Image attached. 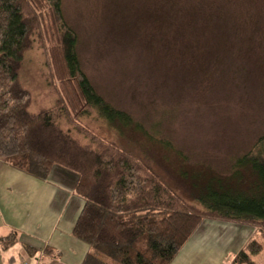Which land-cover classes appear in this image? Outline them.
<instances>
[{
    "label": "trees",
    "instance_id": "obj_1",
    "mask_svg": "<svg viewBox=\"0 0 264 264\" xmlns=\"http://www.w3.org/2000/svg\"><path fill=\"white\" fill-rule=\"evenodd\" d=\"M167 1L170 13L176 4ZM203 1L194 14L205 8ZM159 12L148 17L156 29L168 24ZM77 42L62 0H0V160L40 176L53 166L74 173L73 192L83 205L72 234L92 249L81 264H170L205 218L254 226L255 234L227 264H259L254 257L264 248V133L227 176L182 168L180 175L195 189L190 203L150 160L92 129L93 121L141 126L97 93L81 68ZM34 45L42 50L55 96L37 111L20 79ZM7 238L5 245L13 241Z\"/></svg>",
    "mask_w": 264,
    "mask_h": 264
},
{
    "label": "rangeland",
    "instance_id": "obj_2",
    "mask_svg": "<svg viewBox=\"0 0 264 264\" xmlns=\"http://www.w3.org/2000/svg\"><path fill=\"white\" fill-rule=\"evenodd\" d=\"M199 1L174 0L169 13L167 0H62L82 70L141 126L92 129L150 160L190 203L182 168L227 176L264 133V0H206L194 14ZM155 9L168 22L158 29L148 18ZM44 59L34 45L20 70L35 111L55 98ZM254 260L264 264V248Z\"/></svg>",
    "mask_w": 264,
    "mask_h": 264
},
{
    "label": "crops",
    "instance_id": "obj_3",
    "mask_svg": "<svg viewBox=\"0 0 264 264\" xmlns=\"http://www.w3.org/2000/svg\"><path fill=\"white\" fill-rule=\"evenodd\" d=\"M7 166L0 160V171ZM28 173L38 192L0 190V264H81L92 249L72 234L83 205L73 192L76 176L58 166ZM254 234L249 224L205 218L170 264H227ZM7 237L13 241L5 245Z\"/></svg>",
    "mask_w": 264,
    "mask_h": 264
},
{
    "label": "clouds",
    "instance_id": "obj_4",
    "mask_svg": "<svg viewBox=\"0 0 264 264\" xmlns=\"http://www.w3.org/2000/svg\"><path fill=\"white\" fill-rule=\"evenodd\" d=\"M14 188L25 193H36V178L21 168L7 166L0 171V190Z\"/></svg>",
    "mask_w": 264,
    "mask_h": 264
}]
</instances>
